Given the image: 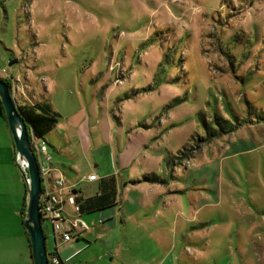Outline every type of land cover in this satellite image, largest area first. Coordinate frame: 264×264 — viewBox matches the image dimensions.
<instances>
[{
    "label": "rangeland",
    "instance_id": "374dc122",
    "mask_svg": "<svg viewBox=\"0 0 264 264\" xmlns=\"http://www.w3.org/2000/svg\"><path fill=\"white\" fill-rule=\"evenodd\" d=\"M0 49L18 105L46 101L62 117L69 155L46 136L57 177L110 164L100 137L95 154L80 144L77 119L146 137L132 182L159 216L119 219L103 241L120 262L264 264V0H0Z\"/></svg>",
    "mask_w": 264,
    "mask_h": 264
},
{
    "label": "crops",
    "instance_id": "0c3cea01",
    "mask_svg": "<svg viewBox=\"0 0 264 264\" xmlns=\"http://www.w3.org/2000/svg\"><path fill=\"white\" fill-rule=\"evenodd\" d=\"M32 103V101H28L27 104ZM101 124L102 129L100 127ZM75 126L77 133L75 134L79 136L80 144L84 142L86 151L92 149L94 154L98 152V146L95 144V139H98V137L101 138L103 144L109 146L106 156H110V164L106 165L104 161L97 160L96 166L99 168V173L90 170L83 178L80 177L81 174L76 168L65 167V170L62 169L63 171L61 172L66 177L67 184L75 187L73 193L77 198L87 199L100 194L101 186H104L103 180L106 183L114 179L118 195L113 208L100 213L82 215V218H84L85 216L96 214L95 217L88 218L91 220L90 224H88L90 229L84 232L80 239L66 242L57 237L55 246L54 238L51 234L48 239L50 251H54L56 247L59 257L66 264H124L120 262V256L114 253L115 250L113 248L115 245L108 241H103V239L105 240L106 235L108 236L109 233H113V228H118L116 224L119 219L121 224L126 225L129 217L133 218L136 216L140 225L145 222L148 226L150 221L158 219L159 214L157 218H154V213L150 211V197L143 193L146 184L135 185L132 182L142 172L139 160L141 154L147 148L148 141L138 130L135 131L136 135H134V138H129L132 136L131 134L127 135L128 140H122L126 127L116 128L112 132L111 129L114 128V124L111 119H77ZM58 127L59 123L55 129L57 133H59ZM90 127H96L97 130H92ZM114 138L117 139L119 144L118 152L114 146ZM55 139L59 146H57V152L61 155H69L67 147L71 142L68 143L60 133ZM121 145L122 147L125 146L122 150ZM65 146L66 148L64 149ZM60 147L63 149H60ZM63 150H65L64 153ZM113 164L116 166L114 167ZM136 164H139L140 167L138 171L135 168ZM67 171L70 172L73 178L65 174ZM91 175H97L99 179L97 181H89ZM26 200L27 186L24 176L16 163L14 139L9 126L0 118V264H34L31 239L23 225L25 220L23 215L24 206L27 205ZM175 214L177 215V212ZM178 218L180 219V215ZM174 225H177L176 221ZM125 228H123V237L126 231ZM142 228L144 227L141 226ZM149 230L153 231L150 228ZM94 231H96V234H94ZM94 240H100L104 248L101 250L97 248L98 243L93 244L92 241ZM124 253H127V251H124ZM110 258L112 261H109Z\"/></svg>",
    "mask_w": 264,
    "mask_h": 264
},
{
    "label": "water",
    "instance_id": "95a60500",
    "mask_svg": "<svg viewBox=\"0 0 264 264\" xmlns=\"http://www.w3.org/2000/svg\"><path fill=\"white\" fill-rule=\"evenodd\" d=\"M0 100L14 139L16 163L24 176L27 186V205L23 225L31 239L33 262L34 264H49L47 237L42 225L40 209L43 181L40 165L32 148V139L35 136L31 132L28 122L20 113V107L11 94V87L2 79H0ZM23 163L27 165L26 171L23 170Z\"/></svg>",
    "mask_w": 264,
    "mask_h": 264
},
{
    "label": "built area",
    "instance_id": "2783aa9c",
    "mask_svg": "<svg viewBox=\"0 0 264 264\" xmlns=\"http://www.w3.org/2000/svg\"><path fill=\"white\" fill-rule=\"evenodd\" d=\"M32 148L38 159L43 181L40 209L43 228L45 230V227L48 226V233L51 232L50 235L46 234L47 239L52 234L55 246L57 237L66 242L80 239L82 234L90 229V226L84 221L80 214V207L76 205V196L73 193L75 187L67 184L63 174L57 177L58 172L53 168L48 146L44 142L33 137ZM43 155H46L48 163L42 159ZM22 167L26 171V163H23ZM98 179L97 175L89 177V181ZM48 259L49 264L64 263L55 251H50Z\"/></svg>",
    "mask_w": 264,
    "mask_h": 264
},
{
    "label": "trees",
    "instance_id": "16d2710c",
    "mask_svg": "<svg viewBox=\"0 0 264 264\" xmlns=\"http://www.w3.org/2000/svg\"><path fill=\"white\" fill-rule=\"evenodd\" d=\"M19 107H20V113L23 116V118L28 122L30 126V130L33 133V135L48 146V142L46 141V136L50 135L57 128L59 119L61 118L59 113H57L54 110L53 106L46 101L33 102L32 104H27V105H19ZM0 118L3 119L4 122L8 125L5 116V110L1 100H0ZM207 128L210 131L209 127ZM224 131L225 129L223 125H221V132ZM214 134H217V131L212 130L211 136ZM196 146H198V144ZM48 152H49V147H48ZM189 153L190 150L188 149L184 150V152L180 153V156L170 158L168 165L176 163L178 159L182 160L184 158H187ZM109 181L110 182L105 183V181L103 180L104 186H101V192L96 196L87 199H81L75 197V202L76 205L80 207L81 215L100 213L115 206L116 198L118 195L117 186L114 179H111ZM142 181L157 183L160 181V179H158V177H156L155 175H151V176L149 175V176H144ZM25 208L26 206H24V213H23L24 216L26 212ZM55 253L56 254L58 253L56 249H55Z\"/></svg>",
    "mask_w": 264,
    "mask_h": 264
},
{
    "label": "flooded vegetation",
    "instance_id": "af4514ba",
    "mask_svg": "<svg viewBox=\"0 0 264 264\" xmlns=\"http://www.w3.org/2000/svg\"><path fill=\"white\" fill-rule=\"evenodd\" d=\"M11 94H12V92H11Z\"/></svg>",
    "mask_w": 264,
    "mask_h": 264
}]
</instances>
